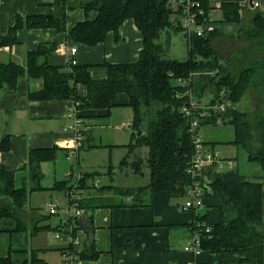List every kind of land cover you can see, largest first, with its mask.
Here are the masks:
<instances>
[{
	"label": "trees",
	"instance_id": "trees-1",
	"mask_svg": "<svg viewBox=\"0 0 264 264\" xmlns=\"http://www.w3.org/2000/svg\"><path fill=\"white\" fill-rule=\"evenodd\" d=\"M200 1L207 14L210 9L209 0ZM53 2L55 6L48 14L49 18L46 15L16 16L6 35L0 36V47L17 44V32L23 28L37 30L53 27L57 32L63 33L66 31L67 13L79 8L85 13L95 11L96 15L93 20L79 21L69 29V36L74 43L94 46L102 42L110 31L114 32V38L118 41V28L126 19L134 21L142 36L143 48L137 56V61L106 64L107 77L102 80H93L88 73V66L73 65L69 60L66 68L50 65L47 58L56 49L54 42L40 43L36 50L29 51L24 66L13 61L0 63V95L3 92H14L17 82L27 76L33 80H42L39 91L27 93L28 100L39 102L70 99L79 103V110L95 111L96 115L81 118L80 130L86 149L103 146L91 144L93 138L85 136L87 118L107 121L111 108L121 106L116 102L118 96L126 95L127 102L124 105L131 109L133 115L130 125L132 134L130 142L125 145L128 149L126 156L119 166H130L136 174L142 173L143 165L147 166L150 172L149 182L135 188L133 192L114 185L98 186L95 190L99 192L97 195L79 198V207L97 209L108 203L123 205V202L112 203L111 198H103L100 195L108 189L111 194L112 190H117L114 194L122 196L121 199L130 196L133 201L130 205L134 207L150 206L149 198L156 191L166 192L168 197L173 199L184 196L191 182L186 167L193 157L194 146L189 132L190 120L181 112L185 101L181 94L187 89L182 80L190 77L193 80L192 76L196 74L192 83L194 97L198 101L209 97V103L214 105L224 103L225 110L221 117L223 123L227 122L233 128L232 143L243 147L250 162L258 163L262 176L251 180L238 170L219 172L214 168L207 169L209 182L205 186L204 199L213 198L220 201L216 205L218 220L213 225H208L207 209L201 213L192 211L194 219L189 227L192 233L197 234L202 253H230L238 257V264H263L264 224L261 192L264 186V57L248 67L240 68L239 72L233 75L219 62L220 57L211 42L223 34L222 25L241 22L244 7L237 2H222L220 10L223 19L214 24L216 29L205 36L185 37L187 59L178 61L166 57L164 45L158 42L162 32L167 31L169 34L171 30H181L175 23V12L167 0ZM252 23L255 27L241 33V37L250 40L254 36L255 50L259 51L260 48L264 49V43L258 42L264 37V16L255 12ZM241 29L240 32L243 30ZM260 51V54L264 53L263 50ZM76 84L84 85V96H77ZM249 93L255 95L254 104H251ZM214 122L212 118L202 121L200 125H214ZM8 145L9 136H1L0 152L7 151ZM142 146L147 147V155L144 158L135 154ZM56 149L54 147L31 150L27 165L21 168V171H25L23 175L0 165V197L7 200L0 204V220L6 218L14 222V229L10 232L26 231L20 218L21 213L28 204L29 194L43 189L40 185L41 162L52 160ZM130 155L133 160L128 157ZM94 174L95 172L84 174L77 186L75 185L78 191L82 192L87 188L86 180ZM57 187L65 188L69 200L67 193L74 185L68 186V181H64L55 185V188ZM46 227L48 226L39 227L35 224L30 230V235H35ZM71 247L68 246L69 249ZM93 247V244L88 243L79 257H97ZM39 253L40 250L29 249L28 258L19 263L11 260L12 251L9 250L6 256L0 258V264H49L39 257Z\"/></svg>",
	"mask_w": 264,
	"mask_h": 264
},
{
	"label": "crops",
	"instance_id": "crops-1",
	"mask_svg": "<svg viewBox=\"0 0 264 264\" xmlns=\"http://www.w3.org/2000/svg\"><path fill=\"white\" fill-rule=\"evenodd\" d=\"M225 1L237 2L244 7V11L253 10L260 13L262 17L264 16V0H260L259 8H252L249 0H209L210 9L208 14L213 26L223 19L220 4ZM54 6V2L43 0H0V36L6 35L9 27L14 24L16 16H48ZM95 15V11L85 13L81 8L68 12L66 31L63 33L57 32L53 27L37 30L23 28L19 30L17 32V44L0 47V63L13 61L24 66L29 51L36 50L40 43L51 42H54L56 46L67 43L69 46L76 47L77 51L74 59L77 61V65L88 66V73L93 80H102L107 77L106 64L136 62L143 44L141 33L132 19L124 20L118 28V41L115 40L112 31L108 32L102 42L94 46L77 44L71 40L69 29L79 21L93 20ZM222 27L224 28L225 25H222ZM47 61L50 65L63 68L68 67L69 64L66 56L57 54L55 51L47 58ZM41 87V79L33 80L24 76L17 82L14 92H3L0 95V137L3 135L9 136V149L0 152V165H3L9 171H16L20 175L25 174V171H21V168L27 165L31 150L56 147L52 160L55 159L58 152H64L65 160L68 162L73 160V158L67 159L68 149L65 144L68 140L73 139L74 134L72 131L66 130L69 122L66 115L75 107V103L70 99L39 102L27 99L29 91H39ZM75 89L78 97L86 94V88L82 84H76ZM116 102L123 106L127 102L126 95L120 94ZM77 110L78 116L79 114L85 117L96 115L92 109L79 110L77 108ZM87 122L88 125L84 129L85 132L87 131L85 136H91L93 140L97 137L94 136L93 130L96 131L97 135L100 132L98 127L107 125L97 118H87ZM126 128L130 130V126ZM130 131L132 132V130ZM83 148L86 149L85 144L81 149ZM81 149L77 153L76 160H79L78 155ZM71 170L73 171V169ZM72 171L69 173L70 175H73ZM239 172L244 176L248 173L241 170ZM75 182L70 184L68 182V186L74 185ZM85 184L87 188L84 191L75 190V194L78 195L77 198L94 196L99 193L91 187L92 185L87 182ZM57 188L64 189L65 192L64 187ZM43 189L46 188L43 187ZM109 190H104L105 192L100 195L103 198H111L112 203L123 202V205L105 203L106 206H100L97 209L84 208L82 209L83 214L77 219H71L70 217L67 221L60 220L53 227L46 223V218H48L46 215L40 217L31 208L29 199L32 193H30L28 204L23 209L20 217L26 227L25 232L14 231L12 233L10 231L14 229V222L6 218L0 220V258L6 256L10 250L12 251V261L20 263L27 259L29 249H34L31 245L32 239L43 232L30 235L31 228L36 224L39 227L48 226L45 229L54 228L52 231L55 232V235L57 232H60L61 236L65 233L64 239L66 238L67 241L64 239L56 240L54 236V240L59 242L57 260L52 259L48 250L39 253V257L49 264H62V250L70 245L79 257L88 243L93 244L97 257L93 259L79 257L75 264H238V257L230 253L210 254L200 252L199 254H193L184 250L187 241L193 234L189 224L194 219L192 211L183 210L184 203L182 204L181 199H184V196L173 199L168 197L166 192L156 191L149 198L151 200L150 206L134 207L130 205L133 202L130 196L126 199L117 198L115 200L114 192L111 196L108 193ZM261 197L264 224V186ZM6 201L4 197H0V204ZM219 202L218 199H205L204 207L198 209L199 213L205 212V209L208 210L209 216L206 224L213 225L218 220L219 212L216 205ZM212 207H214L215 214H212L209 210ZM56 213H49V215H56ZM69 226L74 229V238L71 243L68 241L69 237L66 231H64V228ZM4 232H9L10 235L8 236Z\"/></svg>",
	"mask_w": 264,
	"mask_h": 264
},
{
	"label": "rangeland",
	"instance_id": "rangeland-1",
	"mask_svg": "<svg viewBox=\"0 0 264 264\" xmlns=\"http://www.w3.org/2000/svg\"><path fill=\"white\" fill-rule=\"evenodd\" d=\"M242 15H244L243 19L238 24L226 23L224 24L225 29L221 26L223 34L211 41L213 49H215L220 57L219 62L224 64L227 72H231L233 75L237 74L240 68L248 67L256 62V60L259 61L264 57V53L260 54V50L264 52L263 48H260L259 51L255 50L254 36L250 40L241 37L243 35L241 33L255 27L252 23V16L255 15V11H244ZM240 28L243 29H241L242 32L239 31ZM224 32L226 33L224 34ZM158 42L164 45L166 57L178 61L187 59V43L183 31L171 30L169 34H167V31H164L158 39ZM258 42L264 43V37L259 39ZM196 76L194 74L193 80ZM254 96V94L249 93V97L252 100L251 104H254ZM205 99L208 101L209 97ZM251 104L249 105L251 106ZM109 116L110 118L107 121L101 119L107 125L98 127L100 132L97 135L95 130H93L95 135L92 134L97 137L91 144H101L103 146L81 149L78 155L79 160H76V155L71 157L73 160L68 162L65 160V153L58 152L54 160H46L41 163L40 168L43 177L41 178L40 185L46 189H42L41 192H32L29 203L31 208L40 217L42 215L48 217L46 218V223L50 224L51 227L56 226L60 220L67 221L71 217L69 215V202L64 189L55 188V185L58 183L68 180L70 184L76 181L73 188L78 190L76 186L80 180L79 175H81L82 179L85 173L93 172L95 174L88 178L86 182L95 189L98 186L114 185L124 187V189L127 188L133 192L136 190L135 188L146 185L149 182L150 172L147 166L143 165L141 174L133 172L130 166H126L125 168H120L119 166L128 150L125 145L131 139L132 132L125 127L126 124L131 125L133 118L131 109L126 105L114 106L111 108ZM78 117L82 118L80 114ZM199 135L207 143L206 145L208 147L212 146V144L215 146V149L222 159H231L233 164L237 166L235 167L236 169L239 171H247L246 176L251 180L259 179L262 176V170L257 165L258 163L254 161L250 162L243 147L240 145L236 146L232 143L233 128L229 123L225 122L221 125H216L215 123L213 125L210 123L207 126H201ZM135 154L144 158L147 155V147H139ZM128 157L133 160V156L130 155ZM71 171L73 175L69 174ZM112 192H117V190L114 189ZM114 197L115 200L117 198L121 199L118 195ZM181 201L183 204L184 199H181ZM50 204L56 206V215H49ZM209 210L212 214H215L214 207ZM53 229L43 230V232L32 239L31 245L34 249L40 250V253L43 250H48L52 259L57 260L59 242L54 240L55 232L52 231ZM7 234L8 236L10 235L9 232Z\"/></svg>",
	"mask_w": 264,
	"mask_h": 264
},
{
	"label": "built area",
	"instance_id": "built-area-1",
	"mask_svg": "<svg viewBox=\"0 0 264 264\" xmlns=\"http://www.w3.org/2000/svg\"><path fill=\"white\" fill-rule=\"evenodd\" d=\"M43 1H51L54 0H43ZM168 4L173 8L175 12V23L178 27H180L181 31L185 37L188 36H205L208 33L214 30L211 21L207 18V14L203 8L202 2L200 0H167ZM251 1L254 8L260 6V0H249ZM76 47L69 46L67 43H63L56 46L55 52L57 54L63 55L67 57V60L70 61L71 64L76 65L77 61L74 59L76 54ZM191 78L186 82L183 80L184 85H190ZM184 97V104L181 107V112L187 117L189 122V132L191 135V142L194 146L193 157L190 160L189 164L186 167V171L191 177V182L189 186L185 190L184 194V205L183 210L188 211H198V209L204 207V195H205V186L208 184V176L206 174L207 169L214 168L219 172H223L225 170H238L235 167L236 165L230 160H224L219 156L218 152L214 149V147H208L203 139L199 135L200 124L202 121H207L212 118L215 120L216 125H220L223 122V118L221 114H223L225 110L224 103L221 104H210V99L204 101H198V99L194 98L192 95L191 87L189 86L185 92L181 94ZM223 92L220 94V98L222 99ZM75 107L70 110L66 117L69 118V122L66 126V130H70L73 132L74 137L71 140L66 142V146L68 149L67 159L76 156L79 149L83 146L84 136L82 131L80 130L81 126V118L77 115V107L79 103L74 102ZM130 124H126L125 127H129ZM81 179V175H79ZM69 196V213H73L75 217H80L83 214V210L79 207L77 198L78 195L74 194V192L70 191L67 193ZM49 212L54 214L56 212V208L51 205L49 207ZM64 231H66L69 239L68 241L71 243L73 240V229L70 227H65ZM65 237L61 236L60 232H57L55 235V239L62 240ZM66 240V238L64 239ZM67 241V240H66ZM184 250L189 251L193 254H199L200 250V241L196 233H193L190 239L187 241ZM62 264H75L77 262V254L72 249L68 247L62 250Z\"/></svg>",
	"mask_w": 264,
	"mask_h": 264
},
{
	"label": "bare ground",
	"instance_id": "bare-ground-1",
	"mask_svg": "<svg viewBox=\"0 0 264 264\" xmlns=\"http://www.w3.org/2000/svg\"><path fill=\"white\" fill-rule=\"evenodd\" d=\"M249 2H250V6H251L252 3H251V1H249ZM259 7H260V6H259ZM259 7H257V8H259ZM252 8H254L253 5H252ZM207 14H208V13H207ZM208 19H209V21H211V20H210V17H209V14H208ZM211 24L213 25L212 21H211ZM213 28H214V26H213ZM214 29H215V28H214ZM213 31H214V30H213ZM188 37H189V36H188ZM192 77H193V76H192ZM190 78H191V77H190ZM190 78H188L187 80H184V81L187 82ZM192 82H193V80H192V78H191V83H190L189 86L191 87L192 95L194 96ZM182 83H183V80H182ZM184 86H187V88L189 87L188 85H184ZM194 98H195V97H194ZM214 123H215V122H214ZM222 123H223V122H222ZM222 123H221V124H222ZM221 124H220V125H221ZM200 127H201V125H200ZM200 127H199V128H200ZM76 155H77V154H76ZM78 179H79V178H78ZM71 191L74 192V194H75V192H76V191H75V188H73ZM51 205H52V204H50L49 207H50ZM53 206H54V205H53ZM54 207L56 208V206H54ZM49 213H50V212H49ZM55 213H56V212H55ZM50 214H51V213H50ZM69 214H70V216H71V219H77V217H75V216L73 215V213H69ZM69 227H70V226H69ZM70 228H72V226H71Z\"/></svg>",
	"mask_w": 264,
	"mask_h": 264
},
{
	"label": "water",
	"instance_id": "water-1",
	"mask_svg": "<svg viewBox=\"0 0 264 264\" xmlns=\"http://www.w3.org/2000/svg\"><path fill=\"white\" fill-rule=\"evenodd\" d=\"M47 18H49V16H47ZM139 133H140V132H139ZM139 133H138V134H139Z\"/></svg>",
	"mask_w": 264,
	"mask_h": 264
}]
</instances>
